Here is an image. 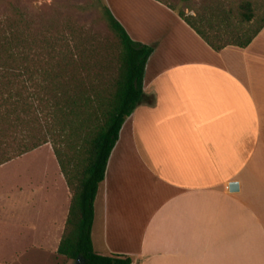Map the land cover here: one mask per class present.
<instances>
[{"label": "crops", "instance_id": "0c3cea01", "mask_svg": "<svg viewBox=\"0 0 264 264\" xmlns=\"http://www.w3.org/2000/svg\"><path fill=\"white\" fill-rule=\"evenodd\" d=\"M146 1L151 17L113 13L152 52L94 198L93 250L130 264H264V26L247 46L215 51L168 6ZM15 159L0 164V233H37L24 250L56 252L65 178L56 164L10 186Z\"/></svg>", "mask_w": 264, "mask_h": 264}, {"label": "trees", "instance_id": "16d2710c", "mask_svg": "<svg viewBox=\"0 0 264 264\" xmlns=\"http://www.w3.org/2000/svg\"><path fill=\"white\" fill-rule=\"evenodd\" d=\"M0 1L15 21L10 36L0 41V164L50 143L71 192L57 254L73 262L79 259L80 264H130L128 257L94 252L90 236L93 202L119 130L143 95V72L152 46L133 40L99 1L100 18L120 49L116 78L101 101L100 51L71 45L67 26H62L57 35L42 39L36 57L23 53V11L10 0ZM157 1L173 10L215 51L228 45L247 46L264 26L261 17L256 28H246L256 18L249 1L238 4L239 20L231 27L224 24L227 17L213 11L186 14ZM24 72L28 79L38 77L35 92L22 85Z\"/></svg>", "mask_w": 264, "mask_h": 264}, {"label": "rangeland", "instance_id": "374dc122", "mask_svg": "<svg viewBox=\"0 0 264 264\" xmlns=\"http://www.w3.org/2000/svg\"><path fill=\"white\" fill-rule=\"evenodd\" d=\"M24 14L25 40L21 43L23 53L36 57L44 37L57 35V29L65 28L70 44L80 49L88 46L101 52V101L109 95V87L117 74L119 46L113 33L108 29L105 21L100 18L99 1L105 4L112 12L122 17V11L128 16L141 15L151 17L153 8L146 0H10ZM164 3L183 10L186 14L206 13L213 11L216 15L227 17L224 24L234 26L238 23L237 6L241 1L251 2L256 15L253 22L248 23V31L253 30L264 17V0H161ZM153 5V4H152ZM188 8H192L189 11ZM131 11L135 15L131 14ZM155 11V10H154ZM144 15V17H143ZM138 18V16H137ZM142 20V19H141ZM15 24L12 11L5 2L0 1V41L8 38ZM74 52L78 53L77 49ZM32 70L35 65L32 64ZM22 85L30 92H35L38 86V77L23 73ZM36 103V100L34 101ZM58 164L50 143L10 162L11 168L4 172L11 177L10 186L15 182L16 174L28 171L37 179L43 166L53 168ZM59 165V164H58ZM260 173V172H259ZM264 175V170L261 171ZM39 181V180H38ZM11 223V222H9ZM17 229L8 228L0 233V264H73L70 259L51 250V246L29 248L24 250L37 233L27 232L17 234ZM39 236H36V239Z\"/></svg>", "mask_w": 264, "mask_h": 264}, {"label": "water", "instance_id": "95a60500", "mask_svg": "<svg viewBox=\"0 0 264 264\" xmlns=\"http://www.w3.org/2000/svg\"><path fill=\"white\" fill-rule=\"evenodd\" d=\"M229 191L235 192L238 190V183L236 181H232L228 184ZM73 264H80L79 259H76Z\"/></svg>", "mask_w": 264, "mask_h": 264}]
</instances>
